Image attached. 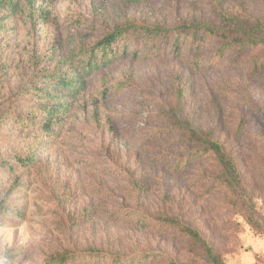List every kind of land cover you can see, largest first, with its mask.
<instances>
[{"label":"rangeland","instance_id":"374dc122","mask_svg":"<svg viewBox=\"0 0 264 264\" xmlns=\"http://www.w3.org/2000/svg\"><path fill=\"white\" fill-rule=\"evenodd\" d=\"M34 6L45 15L30 17L26 8L0 17V199L21 211L0 216V264H50L62 251L78 254L76 264H97L82 261L90 246L120 256L159 255L153 264L169 257L209 264L191 240L155 221L163 213L196 229L224 264H264V46L220 55L222 39L206 36L199 47L187 43L174 53L171 46L148 51L142 40L137 54L129 45L127 55L87 77L50 135L27 117L43 113L38 107L47 96L30 84L37 72L58 68L57 44L69 56L126 23L264 33V0ZM254 59L261 63L256 69ZM177 86L187 93L181 118L203 132L214 129L243 160L248 193L214 183L215 162L193 157L186 131H161ZM35 149L31 165L15 159Z\"/></svg>","mask_w":264,"mask_h":264},{"label":"trees","instance_id":"16d2710c","mask_svg":"<svg viewBox=\"0 0 264 264\" xmlns=\"http://www.w3.org/2000/svg\"><path fill=\"white\" fill-rule=\"evenodd\" d=\"M54 1V0H48ZM35 0H0V17L5 15L11 16L22 13L26 8L28 14L33 17L45 15L40 8H35ZM220 37L222 42L218 49V54L222 55L226 50L241 51L248 48L264 46V33L244 32L237 29H223L212 25H177V26H139L133 23L117 25L112 31L103 35L92 46L77 49L72 55H65L61 52V47L57 44L54 47V56L57 59L58 68L53 72H37L33 75L31 86L39 93L47 96V102L38 108L43 112L38 115L36 112L29 114L28 120L31 123L39 124L40 132L50 135L57 125L55 122L63 118L67 113L68 107L76 95L85 89L86 79L95 70L112 63L119 55H127V48L132 47L131 52L137 54L140 42H147L148 51H160L171 46L172 52L179 53L181 48L189 43V46L199 47L204 43L205 37ZM264 62V56L260 59ZM260 60H252L251 65L256 69L261 63ZM72 71V74L70 72ZM174 102L164 112L167 119L165 127L161 130L164 133H171L176 130L186 131L188 141L194 144L193 157L195 155H209L215 162L217 175L213 181L218 186L239 190L241 187L243 193H248L249 186L245 182L242 170L243 164L241 158L233 151L228 150L222 141L216 137V131L210 129L203 132L192 122L181 118V113L187 97L186 88L177 86L174 89ZM70 98L71 100H67ZM58 99L56 102L55 100ZM37 154V150H30L23 158L16 156L22 165H31ZM3 155H0L2 158ZM256 161V160H255ZM2 164H5L3 162ZM7 165V164H6ZM142 183V182H141ZM19 185V184H18ZM135 188V185L133 186ZM138 190H142V185H137ZM21 215L18 208H12L5 201L0 199V216L9 214ZM155 221L164 224L167 228L175 229L180 237H185L196 244L199 249L205 252L210 258L209 264H224L219 254L202 238L200 233L182 222V219L172 214L163 213L155 216ZM74 252L62 251L57 252L49 258L50 264H76L78 263V254ZM159 255L150 253H141L135 256H120L117 254H107L99 247L90 246L87 248L86 255L82 261H93L100 264L101 261L109 259L105 264H153L157 261ZM166 264H184L175 262L172 258H167ZM81 262V261H80Z\"/></svg>","mask_w":264,"mask_h":264}]
</instances>
